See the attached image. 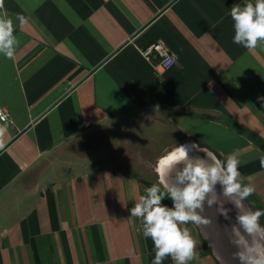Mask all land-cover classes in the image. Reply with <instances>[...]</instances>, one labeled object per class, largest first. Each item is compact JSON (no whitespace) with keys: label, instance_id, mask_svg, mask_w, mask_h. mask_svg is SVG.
<instances>
[{"label":"crops","instance_id":"obj_1","mask_svg":"<svg viewBox=\"0 0 264 264\" xmlns=\"http://www.w3.org/2000/svg\"><path fill=\"white\" fill-rule=\"evenodd\" d=\"M4 2L18 45L0 54V264H150L129 209L178 144L238 153L264 208V48L234 44L229 16L244 0ZM156 41L168 69L137 50ZM189 227V264H221Z\"/></svg>","mask_w":264,"mask_h":264},{"label":"clouds","instance_id":"obj_2","mask_svg":"<svg viewBox=\"0 0 264 264\" xmlns=\"http://www.w3.org/2000/svg\"><path fill=\"white\" fill-rule=\"evenodd\" d=\"M229 16L234 44L249 51L264 48V0L234 3ZM15 20L21 25L27 22L19 13ZM15 31L14 20L0 0V54L9 60L18 45ZM7 131L0 125V151L5 150ZM242 163L236 152L221 159L197 143L175 145L158 157L154 166L157 182L145 188L129 209V219L139 221L137 233L153 243L150 264H164L168 258L173 264H189L197 259L199 241L189 225L206 228L216 216L231 222L233 209L234 222L217 229L218 239L230 250L229 258L227 262L222 256L218 259L221 264H264V208L249 200L256 188L252 177L239 170ZM260 165L264 168V156Z\"/></svg>","mask_w":264,"mask_h":264},{"label":"built area","instance_id":"obj_3","mask_svg":"<svg viewBox=\"0 0 264 264\" xmlns=\"http://www.w3.org/2000/svg\"><path fill=\"white\" fill-rule=\"evenodd\" d=\"M137 50L147 62L164 70L173 66L177 60L176 54L161 41L153 42L145 47H138ZM7 120V112L0 108V121Z\"/></svg>","mask_w":264,"mask_h":264},{"label":"rangeland","instance_id":"obj_4","mask_svg":"<svg viewBox=\"0 0 264 264\" xmlns=\"http://www.w3.org/2000/svg\"><path fill=\"white\" fill-rule=\"evenodd\" d=\"M124 131V130H122ZM121 131V133L119 135H123V132ZM124 132H126L127 134L129 133L128 130H125ZM250 200V198H249ZM226 207L228 208H232L231 205H225ZM212 211L210 210L209 211V215H212ZM231 214L233 216H235V210L233 209ZM216 218V217H215ZM219 218V217H218ZM217 218V219H218ZM223 218V217H222ZM235 218V217H234ZM200 232H201V236L203 237L204 241L210 245V248H214L213 250L215 251V254L218 256H222L224 257L225 261L227 262L228 261V258L227 256H225V254L223 253L222 251V247H223V244L217 239V237H215L214 233H213V230H212V226H208L206 228H199ZM211 243V244H210ZM213 247H212V246ZM221 263V262H220Z\"/></svg>","mask_w":264,"mask_h":264},{"label":"water","instance_id":"obj_5","mask_svg":"<svg viewBox=\"0 0 264 264\" xmlns=\"http://www.w3.org/2000/svg\"><path fill=\"white\" fill-rule=\"evenodd\" d=\"M230 216L232 217V218H234L235 216H233L231 213H230ZM219 216H216V218H214V222H213V224L212 225H210V226H212V230H213V233H214V235H215V237H217V239H218V236H217V229L219 228L220 230H222L223 229V227L225 226V225H229L230 226V223H233L234 221H231V222H229V221H226L224 218H222V217H219ZM218 218V219H217ZM233 220V219H232ZM219 240V239H218ZM220 241V240H219ZM211 244V243H210ZM223 244V243H222ZM212 246V245H211ZM213 247V246H212ZM214 249V248H213ZM222 251H223V253L225 254V256H227V258H229V249H228V247L226 246V244H223V247H222ZM215 252V251H214Z\"/></svg>","mask_w":264,"mask_h":264},{"label":"trees","instance_id":"obj_6","mask_svg":"<svg viewBox=\"0 0 264 264\" xmlns=\"http://www.w3.org/2000/svg\"><path fill=\"white\" fill-rule=\"evenodd\" d=\"M165 203H168L170 205L171 204V201H165Z\"/></svg>","mask_w":264,"mask_h":264},{"label":"bare ground","instance_id":"obj_7","mask_svg":"<svg viewBox=\"0 0 264 264\" xmlns=\"http://www.w3.org/2000/svg\"><path fill=\"white\" fill-rule=\"evenodd\" d=\"M233 220H231V221H234L235 220V218H232ZM230 222V221H229Z\"/></svg>","mask_w":264,"mask_h":264}]
</instances>
